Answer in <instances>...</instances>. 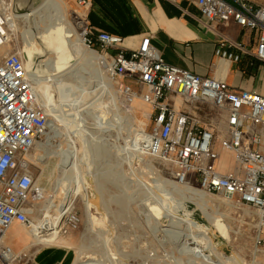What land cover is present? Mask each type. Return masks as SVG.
I'll use <instances>...</instances> for the list:
<instances>
[{"label":"rangeland","instance_id":"374dc122","mask_svg":"<svg viewBox=\"0 0 264 264\" xmlns=\"http://www.w3.org/2000/svg\"><path fill=\"white\" fill-rule=\"evenodd\" d=\"M3 1L5 12L19 15L29 3L38 7L45 0ZM62 1L67 21L80 33L74 20L82 12L80 7L75 0ZM56 14L49 8L37 18H19L9 43L0 49V58L9 52L20 53L27 46L41 69L38 96L48 116V132L29 155L36 185L45 197L37 203L42 207L41 202L50 197L54 204L62 203L66 188L58 190L57 185L66 160L65 171L72 177L79 174L84 181L81 194L68 209L78 212L81 224L67 235L58 233L51 245L35 244L27 228L15 226L5 235L4 244L16 256L13 261L0 259V264H76L89 255L93 259L86 263L90 264H208L202 255L213 252L240 256L245 263L241 260L239 264H264V252L256 249V209L210 193L202 201L194 189H200L196 182L178 183L172 163L148 155L141 132L149 129L151 109L139 100L133 104L125 101L119 91L121 80L112 78L102 62L76 57L58 76L44 66L45 57L40 56L45 50L44 35ZM123 82L133 83L127 78ZM206 112V118H213L220 131L219 139L224 132V118L221 123L218 118L222 112L211 107ZM44 152L46 162L40 160ZM227 158L231 160V156ZM84 198L90 202L91 219ZM215 216L226 224L229 235L210 222ZM189 221L207 228L212 244L202 243ZM187 240L190 242L185 243ZM195 249L200 252L194 253Z\"/></svg>","mask_w":264,"mask_h":264},{"label":"built area","instance_id":"2783aa9c","mask_svg":"<svg viewBox=\"0 0 264 264\" xmlns=\"http://www.w3.org/2000/svg\"><path fill=\"white\" fill-rule=\"evenodd\" d=\"M75 1L82 12L76 13L74 20L85 46L103 54L108 74L121 80L119 91L125 101L132 103L140 97L150 106L146 153L172 163L178 183L193 181L206 193L256 209V249L264 252V95L167 63L152 44L151 35L143 37L136 48L128 47L124 37L91 24L88 16L94 0ZM185 1L198 7L209 27L235 22L256 31L254 56L264 64V3ZM9 41L0 8V49ZM232 49L247 52L243 44L223 40L216 55L239 61L241 53ZM126 78L133 83H124ZM38 81L19 52L0 58V257L12 252L4 244L8 229L15 223L31 227L35 205L42 200L29 160L48 132V116L35 86ZM173 97L180 98L181 104ZM208 107L222 112L218 118H224V132L219 139L214 119L206 118ZM223 153L233 157V171L219 169ZM80 224V215L70 209L61 218L59 233L67 235Z\"/></svg>","mask_w":264,"mask_h":264},{"label":"crops","instance_id":"0c3cea01","mask_svg":"<svg viewBox=\"0 0 264 264\" xmlns=\"http://www.w3.org/2000/svg\"><path fill=\"white\" fill-rule=\"evenodd\" d=\"M254 2L262 4L264 0ZM130 4L140 26L130 28L131 34L124 37V45L136 48L143 37L151 35L152 44L167 63L202 76L222 78L236 89L257 91L264 95V64L254 56L258 42L256 31L235 22L209 27L201 18L198 7L185 0L176 3L169 0H131ZM223 40L241 43L247 52L232 49L237 54L241 53L240 60L224 59L216 55V49ZM173 100L181 104L178 97H173ZM224 154L219 169L223 172L233 171V157L229 155L230 160L228 154Z\"/></svg>","mask_w":264,"mask_h":264},{"label":"bare ground","instance_id":"6f19581e","mask_svg":"<svg viewBox=\"0 0 264 264\" xmlns=\"http://www.w3.org/2000/svg\"><path fill=\"white\" fill-rule=\"evenodd\" d=\"M7 4L9 3L7 2ZM65 5L66 4H64L62 0H45L40 6L38 5V7H33L32 4L29 3L26 9V12L16 15V14H12V13L9 14L5 12V6L7 5L4 3L3 0H0V8H2V10L4 11L5 23L8 29V36L11 35L12 31L16 30L18 26L17 21L19 18H23L27 20L34 19V18L39 17V15L42 12H44V10L46 9L48 10L49 8H53L55 12H57L54 20L50 23L47 29L45 28L46 29V34L44 35L45 50H43L44 52L42 51V54L40 53V56L45 57V59L42 61L44 66L49 68V72H51L52 75L58 76L61 72L68 69L69 65L71 64L73 59H76V57H79L87 61H92V60L100 61L102 62V64L105 65L106 61L103 58V54L98 53L86 47L83 42V37L81 36V34L76 29H73L75 27L71 26V22L67 21L65 17L67 16V14L65 15ZM20 54L24 58H26L27 64H28L27 69L31 71L30 63H32V61L34 60L31 49H29L27 46H24L22 50L20 51ZM45 81H48V80H45ZM35 86L39 94L41 86L40 85H35ZM138 100L146 104L140 97L135 98L131 104L135 103ZM146 105L149 106L148 104ZM222 125L223 124H221V126ZM95 128L99 129V127L97 126ZM142 132H141V138H142L141 141L144 144L145 142L147 143L146 140H147L148 134L146 133L144 129ZM132 154L134 156V153ZM85 156L87 157L88 155L85 154ZM46 159H48V157L46 155V152H44V154L42 153V155L40 156V160L42 162H46ZM66 162H67L66 160L62 161V164L64 165V171L57 185L58 190L64 187L66 188L65 196L63 198L62 203L60 205H56L54 204L53 197H50L45 202H41L43 204L42 207H39L40 203H36V205L34 204L36 207L34 209L36 212H34L33 214L34 224L31 227H24L19 223H15L8 229V231L14 225L18 224L24 228H27L28 234L31 237H33V239H35V244H39V245H51L52 244L51 241L54 240L59 233V227L61 224V218L63 214L68 211L69 206L72 204L74 197L81 194V187L84 184V181L81 179V176L79 174L72 177L68 174L67 171H65L66 167H68ZM191 188H194V187H191ZM194 189L198 191L197 194L199 196V199H201L202 201L207 200V198L209 197V194H207L206 192L200 189H197V188H194ZM38 198L44 200L45 199L44 194L39 192ZM83 200H84L85 210L88 214V217L91 219L92 212H91L90 202L89 200H87V198H84ZM210 222L214 226H216L218 230L221 231L222 234H225V236L230 234V232L227 229L226 224L223 223L220 217L218 216L211 217ZM188 226L190 227V229L197 232L198 236L197 235L196 236L202 243L212 244L211 237L208 235L207 228H204L203 226L198 225L196 223H192L190 221L188 222ZM189 242L190 241L187 240V242L185 243H189ZM194 251H195L194 253L196 254L200 252L198 249H195ZM15 256L16 254L14 252H11L7 256H1L0 259L4 260V258H10L13 261ZM202 257L209 261L208 264H239L238 261L243 260L242 258H240V256L231 257V256H226V255H220L219 252H213V254H209V255L203 254ZM89 258L93 259V257H91L90 255L88 256L87 259ZM87 259L83 261H78L76 264H90V263H86ZM243 261L245 263V260ZM2 262L4 264H13L12 262H8V263L5 261H2Z\"/></svg>","mask_w":264,"mask_h":264},{"label":"trees","instance_id":"16d2710c","mask_svg":"<svg viewBox=\"0 0 264 264\" xmlns=\"http://www.w3.org/2000/svg\"><path fill=\"white\" fill-rule=\"evenodd\" d=\"M131 0H94L90 13L93 26L113 34L127 37L131 27L140 26L139 19L133 16Z\"/></svg>","mask_w":264,"mask_h":264},{"label":"water","instance_id":"95a60500","mask_svg":"<svg viewBox=\"0 0 264 264\" xmlns=\"http://www.w3.org/2000/svg\"><path fill=\"white\" fill-rule=\"evenodd\" d=\"M24 59H25L26 64H27L26 58H24ZM74 62H75V59H73V61L71 62V65H73ZM30 69H31L32 72H35L38 75H41V73H42L41 72V69H39V66L35 62H33V61H32V63H30Z\"/></svg>","mask_w":264,"mask_h":264}]
</instances>
